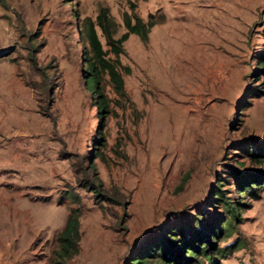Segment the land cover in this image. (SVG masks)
Instances as JSON below:
<instances>
[{
  "label": "rangeland",
  "instance_id": "obj_1",
  "mask_svg": "<svg viewBox=\"0 0 264 264\" xmlns=\"http://www.w3.org/2000/svg\"><path fill=\"white\" fill-rule=\"evenodd\" d=\"M102 8L114 37L150 21L106 53L125 94L102 73L105 108L82 35ZM263 64L264 0H0V264H54L72 208L61 264H127L165 222L224 218L217 188L238 210L221 263L264 264V186L234 183L264 170Z\"/></svg>",
  "mask_w": 264,
  "mask_h": 264
},
{
  "label": "trees",
  "instance_id": "obj_2",
  "mask_svg": "<svg viewBox=\"0 0 264 264\" xmlns=\"http://www.w3.org/2000/svg\"><path fill=\"white\" fill-rule=\"evenodd\" d=\"M131 15L125 13L123 21L126 29L117 37L112 35V26L115 21L106 16L104 8L96 14V21L88 19L85 25L84 39L88 44L86 49L87 74L86 83L92 91L96 92V103L98 107H106L107 103L100 91V79L102 73L106 72L115 90L119 94H125L123 77L117 64L106 55L112 51L114 60L118 62V54L123 50L122 41L130 32L137 33L142 39L148 36V25L137 13ZM95 23L99 24L105 38L107 48L97 35ZM262 63V61H260ZM264 67V64L261 65ZM259 152L264 153V144L259 145ZM264 163V156L257 157ZM235 185L239 192L255 194L256 190L264 186V170L234 172ZM213 201L219 202L227 214L224 218L208 224L201 217V212L191 215L187 220L180 223L165 222L158 233L146 239L139 249L131 256L127 264H224L223 257L234 241L219 244L218 241L226 236L231 227L233 218L237 217L238 210L234 199L223 193V189H215L212 196ZM77 212L71 209L67 215L63 228L58 232L60 246L57 251L59 259L54 264H61L65 255L71 254L76 245L77 237ZM218 241H214V240ZM246 264V263H245Z\"/></svg>",
  "mask_w": 264,
  "mask_h": 264
}]
</instances>
